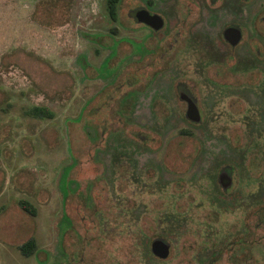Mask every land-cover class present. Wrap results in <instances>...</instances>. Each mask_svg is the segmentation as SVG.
<instances>
[{"label": "rangeland", "instance_id": "obj_1", "mask_svg": "<svg viewBox=\"0 0 264 264\" xmlns=\"http://www.w3.org/2000/svg\"><path fill=\"white\" fill-rule=\"evenodd\" d=\"M41 1L0 0V264H264V0Z\"/></svg>", "mask_w": 264, "mask_h": 264}, {"label": "water", "instance_id": "obj_2", "mask_svg": "<svg viewBox=\"0 0 264 264\" xmlns=\"http://www.w3.org/2000/svg\"><path fill=\"white\" fill-rule=\"evenodd\" d=\"M130 14L137 23L145 24L153 30H158L163 26L162 17L156 13H150L145 8H136ZM223 36L232 46H235L241 38V31L238 27L228 26L224 29ZM179 94L180 99L186 102L185 117L190 122L199 123L201 121V116L195 101L186 93L180 92ZM218 179L224 190L231 183V175L226 171H221L218 175ZM150 251L155 258L165 260L169 256L170 247L164 240L155 239L150 244Z\"/></svg>", "mask_w": 264, "mask_h": 264}, {"label": "trees", "instance_id": "obj_3", "mask_svg": "<svg viewBox=\"0 0 264 264\" xmlns=\"http://www.w3.org/2000/svg\"><path fill=\"white\" fill-rule=\"evenodd\" d=\"M59 1L60 0H42L41 2H39L40 4L39 3L37 4V6L39 7V5L41 4L48 5L51 3L52 4L51 10H52L53 8L55 9L56 6L55 2L58 3ZM118 2L119 0H106L107 13L112 21L117 20ZM69 5L70 2L69 0H67V8H69L68 7ZM138 79L139 78H137L136 76L131 77V80L133 82H136ZM27 113L36 118H52L54 116V113L45 106H33L27 110ZM18 205L29 216H35V209L29 202L20 200L18 202ZM257 213L260 216L259 223L264 225V210L259 209ZM239 244H242V242H239ZM35 250H36V243L33 238H30L19 247V251L24 257L32 256Z\"/></svg>", "mask_w": 264, "mask_h": 264}, {"label": "flooded vegetation", "instance_id": "obj_4", "mask_svg": "<svg viewBox=\"0 0 264 264\" xmlns=\"http://www.w3.org/2000/svg\"><path fill=\"white\" fill-rule=\"evenodd\" d=\"M221 1V0H220ZM213 0H211L210 1V4H213ZM242 2H249V0H242ZM140 7H142V8H145V9H147L150 13H156V12H153V11H151L150 9H148L147 7H145V6H138V8H140ZM133 11V10H132ZM156 14H158V15H160L161 17H162V19H163V26L160 28V29H158V30H153L152 28H150L149 26H147V25H145V24H142V23H138V24H141V25H144V26H147L148 28H150L153 32H156V31H159V30H161V29H163L164 28V26H165V23H166V21H165V18H164V16H162L161 14H159V13H156ZM131 15V14H130ZM133 18V17H132ZM134 19V18H133ZM261 21H263L264 22V14L261 16ZM228 26H235V27H238L239 29H240V31H241V38H240V40H239V42L235 45V46H232L225 38H224V36H223V31H224V29L226 28V27H228ZM243 29H242V27L241 26H239L238 24H235V23H229V24H227L224 28H223V30H222V38H223V40L228 44V46L230 47V49H232V50H234L235 48H236V46H238L240 43H241V41H242V38H243ZM176 91H177V95H178V97H179V93L181 92H183V93H186L187 95H189L194 101H195V103L197 104V102H196V99L189 93V92H187L185 89H184V87H182V86H180L179 84L176 86ZM179 100H181L180 99V97H179ZM182 102H184L185 103V105H186V102L184 101V100H181ZM197 107H198V105H197ZM199 109V108H198ZM185 111H186V109H185ZM199 113H200V110H199ZM221 171H226L228 174H230L231 175V170H230V168H228V167H225V168H222L221 170H220V172ZM219 172V173H220ZM219 175V174H218ZM219 180V179H218ZM224 190V189H223ZM155 240V239H154ZM243 244H244V242H242ZM151 244V243H150ZM168 244V243H167ZM169 247H170V245H169ZM169 254H170V251H169ZM154 257V256H153ZM169 257V256H168ZM156 259H158V258H156ZM167 259V258H166ZM165 259V260H166ZM158 260H160V259H158ZM163 261V260H162Z\"/></svg>", "mask_w": 264, "mask_h": 264}]
</instances>
